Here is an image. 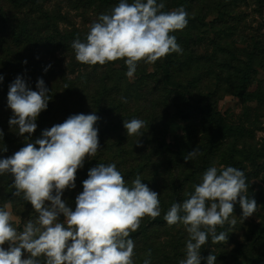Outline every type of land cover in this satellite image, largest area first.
Returning a JSON list of instances; mask_svg holds the SVG:
<instances>
[{
    "label": "clouds",
    "instance_id": "clouds-1",
    "mask_svg": "<svg viewBox=\"0 0 264 264\" xmlns=\"http://www.w3.org/2000/svg\"><path fill=\"white\" fill-rule=\"evenodd\" d=\"M164 9L165 4L157 0H119L110 13L92 22L84 41L77 38L72 42L75 59L87 65L123 59L126 76L132 78L141 61L152 64L169 54H182L171 33L187 26L188 13L182 6ZM3 79L0 75V82ZM36 88L31 90L21 76L9 85L7 103L13 112L9 125L18 128L21 136L35 132V121L51 99L42 78ZM99 119L95 112L70 115L63 123L43 130L34 143L27 142L12 156L0 159V176L11 174L14 195L30 202L37 213L18 231L10 205L0 208V264H41V256L43 264H135L130 234L139 229L145 216L155 219L161 215L160 194L142 183L139 175L129 186L115 163H99L88 171L75 210L61 198L64 190L75 188L77 170L85 159L100 149L95 127ZM146 126L138 118L123 122L128 137L142 136ZM198 154L197 147L184 157L185 162ZM193 187L182 203L170 206L164 220L169 226L182 224L187 233L185 258L179 264H201L202 259L216 264V255L203 258L201 248L209 237L213 244L227 242V233L217 234V226L235 225V219L229 217L237 202L242 219L255 213L257 203L246 195L245 173L233 166L209 167ZM61 215L63 222L58 219ZM147 255L150 257V250Z\"/></svg>",
    "mask_w": 264,
    "mask_h": 264
},
{
    "label": "rangeland",
    "instance_id": "rangeland-1",
    "mask_svg": "<svg viewBox=\"0 0 264 264\" xmlns=\"http://www.w3.org/2000/svg\"><path fill=\"white\" fill-rule=\"evenodd\" d=\"M40 1L52 14H60L61 28H77L85 36L99 15L110 13L119 3V0ZM179 1L165 0L164 4L169 11L179 8ZM184 9L189 17L197 21L194 27L184 28L181 34L178 33L184 40H189L180 43L183 52L178 56L177 67L172 69L170 81L162 69L166 57L152 64L139 62L132 78L126 76L128 69L123 59L99 66L97 78L105 71H109L111 77L112 74L122 76L121 89L113 90L109 97L111 105L116 109L121 108L113 110L108 116L104 115V123L111 124L112 130L103 137L98 135V138H102L99 139L100 149L95 156L86 158L84 166L77 172L89 171L104 160L105 164L115 163L128 183L131 178L129 171L150 156V167L143 176V182L160 194L159 197H164L167 203L176 189L180 190L179 196L183 198L186 193H192L193 186L201 182L203 173L209 167H236L245 173L248 185L246 195L255 199L257 209L252 216L242 219V209L237 202L229 217V220L235 219V225L226 222L223 227L217 226V234L227 233V242L213 244L209 237V242L201 248V256L206 258L210 253L216 255V264H264V0H187ZM44 50L39 49L33 54L29 48L21 53L17 51L23 60L18 62L21 70L24 71L22 62L32 67L31 63L38 59L47 69L49 65H55L56 70L66 67L68 58L60 60L62 56L59 53L56 57H50ZM248 67L252 70L246 89L249 95L245 97L239 95L238 87ZM10 69L1 71L4 77L8 76ZM145 73L149 74L145 76ZM151 73L156 75L151 76ZM106 81L112 85L116 80L108 78ZM168 82L172 85H190L193 99L201 103L210 100L226 125V130L219 131L216 125L201 119L196 122L176 120L165 135V140L175 151L183 148L189 153L198 147L200 154L187 162L185 159L174 161L176 156L170 160V155L164 157L152 153L156 145L153 130L155 127L159 129L162 115L167 114L160 98L162 84L171 86ZM96 87L97 83L93 85L92 92ZM169 101L173 111L175 100ZM0 116L3 119L13 116L7 102L0 106ZM120 117L123 118L122 122L119 121ZM133 118L142 119L149 125L141 129L143 135L140 137H128L123 127L124 120ZM96 128L99 133L102 126ZM5 130L12 135L17 134V129ZM137 142L140 146H137ZM92 159L93 163L89 164ZM195 168L198 171L193 180ZM1 179L0 176V198L5 192ZM74 192L73 189H66L61 198L67 201ZM179 199L181 201L182 198ZM5 205H10L12 223L18 231L23 230L27 220L37 216L30 202H23L19 198L0 204V208ZM160 207L161 215L169 210L162 205ZM58 219L63 222V215ZM186 240L187 233L182 224L160 226L152 237L151 243L157 249L152 253L150 264H162L164 259H184ZM28 255L25 251L24 257ZM201 264H207L206 259H202Z\"/></svg>",
    "mask_w": 264,
    "mask_h": 264
},
{
    "label": "trees",
    "instance_id": "trees-1",
    "mask_svg": "<svg viewBox=\"0 0 264 264\" xmlns=\"http://www.w3.org/2000/svg\"><path fill=\"white\" fill-rule=\"evenodd\" d=\"M101 1L108 2L109 0ZM164 1L165 0H157L158 3H164ZM178 5L180 7L183 6V8L187 7V0H180ZM164 11H168L166 5ZM15 14L18 16L15 17ZM59 21L60 14H52L49 12L44 7L43 1L0 0V75L3 76L2 70L8 71V68L11 67L8 76H3L4 79L0 82V104L2 105L7 102L9 85L17 76H21L25 80L27 86L34 91L38 90L36 88L38 78H42L51 96L47 109L42 111L35 121L37 128L32 134L25 133L21 136L18 134V128H15L17 129V134L12 135L10 131L5 130L6 128H10L8 117L3 119L2 116H0V130L3 132V136L0 137V159L12 156L20 148L24 147L27 142L34 143L36 139L41 138L43 130L50 129L56 124L63 123L70 115L80 113L91 114L94 108L95 114L100 118L95 127L102 126L98 135L103 137L106 135L107 131L112 130L110 128L111 124H105L103 118H105L104 115L108 116L113 110H120L121 108L117 107L116 109L114 105H111V99L109 97L113 90L121 89L120 82L122 76L112 74L111 77V73L105 71L102 72L103 75L100 78H97L100 64L87 65L78 62L75 59V53L71 44L77 38L84 41L86 36L77 28L70 30L61 28ZM196 21L197 19L188 16V24L185 28L194 27ZM182 31L183 30H178L171 33L176 36L179 45L182 41L189 40L187 38L184 40L178 35V33L181 34ZM26 48H29L32 54L43 48L45 49L44 51L49 53L50 57H56V54L59 53L62 56L60 60L68 58V63L66 67H60L59 70L55 69V65H51L45 72V67L42 66L43 63L39 59L31 63L32 67L22 62L24 71L27 69L26 73H24V71L21 70V66L18 64V62L23 60L21 54L17 51L21 53V51ZM178 56L179 54L177 53L167 55L166 61L162 65V69L165 71V77L168 81H170L172 77V69L175 70L177 67ZM251 70L252 68L248 67L241 77L242 84L238 87L240 91L239 95L245 97L249 95V92L246 93V89L250 83ZM148 74L149 73H145V76ZM154 75H156V73H151V76ZM108 78L110 80H116L115 83L108 85L106 81ZM161 78H163V74H161ZM95 83L98 84V87H96L97 90L94 88L95 92H92ZM168 83L171 86L162 84L160 98V102L166 108L165 111L167 114L162 115V120L158 125L160 126L159 129L155 127L153 130V139L156 145L152 153L162 154L164 157L170 155V160L176 156L174 161L180 162L184 160L188 152L183 148H179L175 151L171 148V144L165 140V135L168 134L172 126L176 123V120L196 122L201 119L205 123L216 125L219 131L226 130V125L223 123L222 118L216 112L210 100L201 103L193 99V91L190 89V85H172L171 82ZM170 99L175 100L173 102V111H171L172 106L169 101ZM122 120L123 118L120 117L119 121L122 122ZM101 137L99 139H102ZM4 147L7 148V151H3ZM37 147L39 146L37 145ZM93 161L94 159L90 160L89 164L93 163ZM99 163L105 164L104 160L103 162L101 160ZM149 163H151L150 156H146L143 161L129 171L128 174L129 177H131L127 183L129 186L137 175L141 177L142 183H144L143 176L147 173L148 167H150ZM197 171V168L193 170V180H195ZM1 177V181L4 182L5 192L0 198V204L4 202H14L16 198H19L23 202H27L23 200L22 197L14 195L16 189L12 187L14 177L11 174H5ZM87 178L88 170H80V172L76 173V186L73 188L75 192L72 193L66 201L67 206L72 210H75L76 197L83 191V181ZM179 195L180 190L176 189L174 195H172L167 203L164 197H159L160 205L169 209V205L173 203H182L187 198L186 196L183 198ZM179 198H182L181 201ZM166 224L167 222L164 220V215H160L155 219L145 216L141 221L139 229L130 234V238L135 243V264H143L145 259L152 261V253L157 249L153 247L151 243L152 237L160 226H165ZM149 250L151 252L150 257L147 255ZM38 259H40L41 264H43L44 257ZM162 261V264H167L168 262H170V264H179L180 260L164 259Z\"/></svg>",
    "mask_w": 264,
    "mask_h": 264
}]
</instances>
